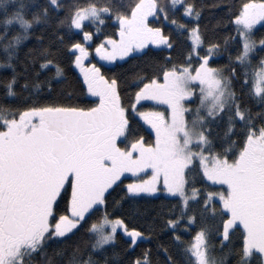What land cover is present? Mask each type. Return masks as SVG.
Wrapping results in <instances>:
<instances>
[{
  "label": "snow or ice",
  "instance_id": "6c2138e0",
  "mask_svg": "<svg viewBox=\"0 0 264 264\" xmlns=\"http://www.w3.org/2000/svg\"><path fill=\"white\" fill-rule=\"evenodd\" d=\"M177 5L190 23L177 19ZM226 7L228 20L221 17L217 23L234 29L224 37V45L229 39L238 42L237 54L230 59L240 66L239 79L235 68L212 63L221 44L205 40L206 29L200 23L203 5L197 0H32L27 5L23 0H0L5 25L0 47L6 54L0 67L12 69L0 98V264H37V257L40 264H115L113 258L119 253L109 248L118 229L128 237L127 250L144 243L153 228L150 222L144 230L129 227L125 221L130 217L115 215L114 210L125 199L134 201L141 193L158 191L179 200L163 220L177 246L176 254L166 245L157 246L165 256L164 264H226L229 255L236 256L233 264H249L257 254L259 264H264V55L256 66L251 60L257 46L264 48V35L259 39L253 35L257 24L264 25V0H241L235 8ZM60 9L63 16L55 14ZM106 17L118 27L95 43L94 52L102 60L136 54L148 44L165 52V63L134 77L137 87L130 104L122 102V84L115 75L108 77L97 63L85 62L86 57L91 59L85 45L101 32ZM149 17L160 18L159 24L153 26ZM13 22L19 29L9 34ZM86 22L93 31L85 30ZM164 22L169 32L164 31ZM37 25L42 26L41 32L52 30L51 40L36 35V47L21 59L22 43L34 35ZM73 30L82 34L84 42L66 45L75 52L70 64L79 68L81 87L98 102L78 106L54 98L29 100L37 94L51 97L56 78L64 77L52 41L63 43L66 32ZM172 32L183 34L188 42V50L178 60L172 56ZM37 64V71L29 76V69ZM48 66L54 71L41 80L39 70ZM234 81L258 101V112L251 111L243 88L238 92ZM21 93L28 97L12 103ZM144 98L168 106L167 115L154 109L138 112L155 133L148 141L128 115L129 109L137 112V101ZM188 98L198 102L193 105ZM143 169H150L151 175ZM125 172L144 178L134 177L124 185L110 211L106 198ZM196 175L226 185V191L190 187L196 184ZM190 202L199 203L202 224L185 241L177 232L187 231L197 219ZM237 229H242L241 238L233 247ZM81 230L87 241L76 240L70 247L47 253L50 241L67 240ZM213 235L223 249L219 258L213 254L216 246L209 242ZM126 264L159 261L145 247L129 256Z\"/></svg>",
  "mask_w": 264,
  "mask_h": 264
},
{
  "label": "trees",
  "instance_id": "16d2710c",
  "mask_svg": "<svg viewBox=\"0 0 264 264\" xmlns=\"http://www.w3.org/2000/svg\"><path fill=\"white\" fill-rule=\"evenodd\" d=\"M23 2L27 5L32 3V0H23ZM39 3H43L44 0H37ZM64 2V0H61ZM128 0H125L127 3ZM187 2V0H185ZM197 3L203 5L202 16L200 18L201 27L206 29L205 40H216L221 44V50L216 56L212 59V63L217 65H222L225 68L231 67L236 69V77L240 78V66L237 63L232 62L230 57H234L238 51V42L235 40L229 39V43L227 46L224 45V37L230 36V34L234 33V29L230 24L227 23H217L221 17L224 21L228 20V16L225 15L228 10L226 6H231L235 8L241 3V0H197ZM27 11H31L28 9ZM58 16H63L65 14L64 9H60L55 13ZM173 13L170 12V18ZM177 19H180L183 23H190L191 18L184 17L181 14L180 6L177 7L175 12ZM4 13L0 11V32L4 31L5 25L3 23ZM153 26H157L160 22V18H151L149 20ZM165 32L170 31V26L168 22H164L162 25ZM40 25H37L35 29H33L34 35L29 36V38L22 43L20 48V56L23 59L24 54L29 49H34L36 47V35L43 34L44 39L46 41L51 40L52 30L50 28H44L43 32H41ZM118 27V23L105 18V24L101 26V32L98 34H94L93 41L89 44V48L91 51L95 48V43L99 42V40L103 39L104 35H113L114 29ZM19 29V25L15 22L8 25L9 34H12L14 31ZM65 31L64 29H61ZM85 30L93 31V28L85 23ZM256 39H259L261 35H264V25L257 26L253 33ZM82 34L79 31L73 30L72 32H66L65 39L63 43H59L57 41H52V43L56 46V59L61 61L64 66V77L56 78V83L53 84V91L51 93V97L48 95L37 94L35 96L28 97L27 93H21L19 100L13 99L12 103H20L25 97H28L29 100L39 99L41 102L50 101L51 99H56L60 103L64 104H75L78 106H91L93 103L98 102L97 99H92L88 96L86 89L82 88V78L79 75L75 65L70 64V60L74 58L75 52L68 50L66 45L71 41L81 40ZM172 40L174 41L175 47L172 49V56L174 59L178 60L182 58L183 54L188 50V42L185 41L183 34H177L175 32L171 33ZM117 38V37H114ZM5 53L2 47H0V59H4ZM264 55V48H260L257 46L255 52L251 56L252 65L256 66V62L259 60L260 56ZM165 52L160 48L148 47L145 51L129 56L125 61L118 62L112 66H105L98 62L95 57L92 59L98 62V65L102 69V73L108 77L115 75L118 81L121 82V99L124 104H130L131 98L134 94V91L137 87V82L134 79L137 75L141 73L142 70L147 68H154L159 64L165 63L164 60ZM92 62L89 60L88 63ZM192 63H196L197 61L193 60ZM38 64L35 67L29 69L28 75L35 71H37ZM54 71L52 66H48L46 69H40V79L43 80L46 76L50 75ZM17 72H21V68L17 65ZM12 73V69L10 67H0V98L4 97L6 89L4 87V81L6 77H10ZM227 75V72L225 73ZM21 79L19 83H22ZM19 83L15 85V90L19 91ZM234 86L238 92L243 88V93L245 100L248 103L249 108L253 113H256L260 110L259 103L256 99L251 98L247 95V88H244L242 84L237 81H234ZM5 102H8L5 100ZM198 99L196 100V103ZM151 108H160L159 106H155L153 104H145L140 107V109H151ZM129 119L133 122L134 126L139 128L140 132L144 135L145 140H153V133L145 126V124L136 116L135 113H132L131 110H128ZM257 124L260 123L259 120L256 121ZM220 127H223L221 122ZM239 127V126H238ZM120 146L123 147V142L120 143ZM192 178L191 175L189 177ZM196 184L189 185L190 187L195 186L199 189H205L207 191H226V187L223 185H215L211 184L205 180L201 175H196L195 177ZM128 181L127 178L122 179L119 183L113 186L112 190L109 192L107 196V203L109 205V210L112 211L111 205L114 200H119L122 195L123 186ZM70 190V189H69ZM203 193H201L202 195ZM199 200V198L197 199ZM61 207H63L65 201L61 200ZM178 198H174V196H169L164 193H160L158 195H139L137 199L134 201H129L125 199L122 201L121 207L114 210L115 215H121L122 217H130V221L126 219L125 223L128 224L129 227H139L141 230H144L149 226V222L152 225L153 231L151 236H147L146 233V241L144 243H138L134 249L125 250L126 243L128 242V238L124 236L121 232L116 235V241L113 247L109 248V251H117L119 255L114 259L115 264H126L129 256L137 255L142 248H150L153 253L154 259H158L159 264H164L165 256L162 250L158 249V245H166L169 249V252L172 254H176L177 246L173 243L171 239V229L166 227L163 223V220L166 219V213L171 212L173 210V206L178 205ZM199 203H191L190 208L197 210V219L195 221V225L189 224V229L185 231L181 228L177 234L180 235L185 241L190 240L191 235H194L195 231L201 226L202 222L199 219ZM94 217L99 215V212L93 214ZM174 218V217H173ZM210 225L214 227V223L212 221L208 222ZM242 229H237V231L233 234L232 245L236 246V241L239 240L240 232ZM89 237L84 233L83 230L77 232L75 236L69 237L67 240H52L48 243L46 247L47 253L51 254L54 250L63 249L66 247H70L73 241L79 240L81 242L87 241ZM211 244L215 245L213 249V254L218 258L223 254V249L219 247V241L213 235L209 241ZM227 247V245H225ZM37 259V264H40L39 257ZM236 259L235 255H229L227 258L226 264H233ZM249 264H259L258 254L253 255L249 261Z\"/></svg>",
  "mask_w": 264,
  "mask_h": 264
},
{
  "label": "rangeland",
  "instance_id": "374dc122",
  "mask_svg": "<svg viewBox=\"0 0 264 264\" xmlns=\"http://www.w3.org/2000/svg\"><path fill=\"white\" fill-rule=\"evenodd\" d=\"M177 7H179V5H177ZM151 18H153V17H149V20H150ZM86 23H87V22H86ZM260 25H261V24H257L256 27H257V26H260ZM76 31H78V30H76ZM117 38H118V37H117ZM90 43H91V41L88 42L85 46L88 47ZM105 47H107V45H105ZM148 47L160 48V46L148 44V45H145L143 48L137 50V51H136V54H139V53L145 51ZM88 48H89V47H88ZM89 51H90V57H91V59H89L88 57H86V58H85V62H86V63H88L89 60H92V62H90V63H97V64H98V62H99V63H101V64H103V65H105V66H112V65H115V64L118 63V62L125 61V60H126L129 56H131V55H136V54L129 53L128 56H125V57H117L116 60H113V61H105V60H102V59H101V58H100V57L94 52V50L91 51V49L89 48ZM93 57H95V59H97L98 62L95 61V60H93V59H92ZM75 67H76V66H75ZM76 69H77L79 75L81 76V74H80V72H79V68L76 67ZM81 78H82V76H81ZM195 86L198 87V85H195ZM88 96L91 97L92 99H97V100H98L97 97L93 96V95L90 94V93H88ZM188 99H189V101H190L193 105L196 103V100H197V99H196V100H192V98H188ZM145 104H153V105H155V106H159L160 108H151V109H154V110H156V111L162 112V113H164L165 115H167V113H168V106H167V104H166L165 102H163V101L152 100V99H150V98H144V99H142V100H140V101H137V112L135 113L136 116H138V118H139V119L145 124V126H146V127H147V128L153 133V135H155L154 131H153L152 128H151V125H149V124H147L145 121H143V119H142L141 117H139V115H138V112L142 110V109H140V107H141L142 105H145ZM142 171H143L144 173H147V175H151V171H150V169H143ZM134 177H138V178H140V179H143V178H144V176L141 175V174H139V173L134 174V173H131V172H125V173H122V174H121L120 180H119L117 183H119L122 179L127 178V179H128V181L126 182V184H127V183H128L131 179H133ZM204 178H205V177H204ZM205 180L208 181L207 178H205ZM208 182L211 183V184H215V185H223V184L220 183V182H213V181H208ZM117 183H116V184H117ZM116 184H115V185H116ZM126 184H125V185H126ZM223 186H224V187H227L226 185H223ZM157 187L160 188V187H161V184L158 183V184H157ZM160 193H164V194L169 195V196H174V194L167 193V192H164V191H158V192H155V193H141V194H139V195H158V194H160ZM198 198H199V197H197V199H198ZM119 232H121L124 236H126V235H125L121 230H119V229L117 230L116 235H117ZM126 237H127V236H126ZM127 238H128V237H127ZM254 251H255V250H254ZM250 259H251V258H250Z\"/></svg>",
  "mask_w": 264,
  "mask_h": 264
}]
</instances>
